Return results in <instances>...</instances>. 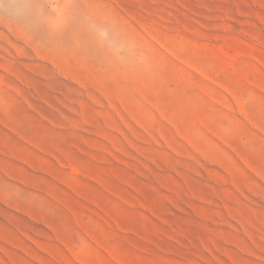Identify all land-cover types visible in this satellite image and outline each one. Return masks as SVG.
Instances as JSON below:
<instances>
[{"label":"rangeland","instance_id":"1","mask_svg":"<svg viewBox=\"0 0 264 264\" xmlns=\"http://www.w3.org/2000/svg\"><path fill=\"white\" fill-rule=\"evenodd\" d=\"M0 264H264V0H0Z\"/></svg>","mask_w":264,"mask_h":264},{"label":"bare ground","instance_id":"2","mask_svg":"<svg viewBox=\"0 0 264 264\" xmlns=\"http://www.w3.org/2000/svg\"><path fill=\"white\" fill-rule=\"evenodd\" d=\"M20 0H14V2L16 3V5L19 3Z\"/></svg>","mask_w":264,"mask_h":264}]
</instances>
